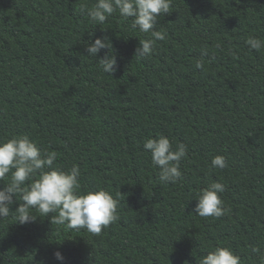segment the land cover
Instances as JSON below:
<instances>
[{
  "label": "trees",
  "instance_id": "obj_1",
  "mask_svg": "<svg viewBox=\"0 0 264 264\" xmlns=\"http://www.w3.org/2000/svg\"><path fill=\"white\" fill-rule=\"evenodd\" d=\"M95 2L0 0V140L27 135L58 166L78 165L82 190L118 196V219L94 235L10 214L0 264H61L57 250L63 264H197L216 246L261 264L252 248L264 253V49L245 41L264 39V0H172L155 26L165 39L143 58L135 49L151 33L118 12L96 24ZM97 37L109 50L88 56ZM108 51L111 75L99 63ZM160 135L186 146L175 183L160 181L143 148ZM216 155L225 168L212 167ZM214 181L229 211L201 217L197 193Z\"/></svg>",
  "mask_w": 264,
  "mask_h": 264
},
{
  "label": "clouds",
  "instance_id": "obj_2",
  "mask_svg": "<svg viewBox=\"0 0 264 264\" xmlns=\"http://www.w3.org/2000/svg\"><path fill=\"white\" fill-rule=\"evenodd\" d=\"M172 0H96L87 9L88 16L96 24H103L114 13L124 18H132V26L140 32L151 33L150 38L139 41L135 55L143 58L152 53L154 41L164 40V33L155 30L158 17L169 13ZM85 5L81 6L84 11ZM245 43L254 50L264 49V39L249 36ZM101 49L109 50L107 37H97L85 46L88 56L96 57ZM100 67L106 74L116 71V57L111 51L99 59ZM202 68L201 61L196 62ZM143 148L151 154L152 163L159 168V179L163 183H175L182 178L180 161L186 156L183 143L172 146L169 138L160 135L147 138ZM56 151H42L27 135L14 136L0 140V181L11 173L7 184L0 187V218L14 215L15 222L24 225L35 222L37 217H49L52 224L67 225L69 229H87L89 233L99 235L103 228L118 219V196L108 190L97 187L82 190L79 177L81 171L73 164L65 169L56 164ZM214 168L227 166L224 156L216 155L211 161ZM225 186L220 182H211L197 193L195 214L201 217L219 218L229 209L224 206L220 194ZM19 196L18 203L16 197ZM16 207L13 209L12 205ZM33 209L39 215L33 214ZM55 213L56 215L50 216ZM252 251L260 254L264 264V253L259 247ZM53 256L63 264L64 256L55 251ZM197 264H242L241 258L227 246H216L202 255Z\"/></svg>",
  "mask_w": 264,
  "mask_h": 264
}]
</instances>
